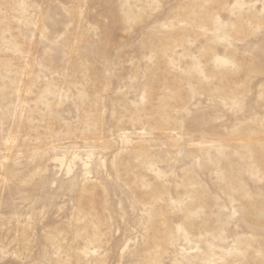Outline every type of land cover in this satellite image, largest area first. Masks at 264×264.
Masks as SVG:
<instances>
[{"label": "rangeland", "instance_id": "1", "mask_svg": "<svg viewBox=\"0 0 264 264\" xmlns=\"http://www.w3.org/2000/svg\"><path fill=\"white\" fill-rule=\"evenodd\" d=\"M0 264H264V0H0Z\"/></svg>", "mask_w": 264, "mask_h": 264}]
</instances>
